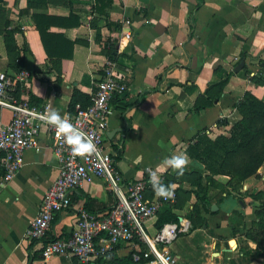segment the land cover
Returning <instances> with one entry per match:
<instances>
[{
    "label": "crops",
    "instance_id": "0c3cea01",
    "mask_svg": "<svg viewBox=\"0 0 264 264\" xmlns=\"http://www.w3.org/2000/svg\"><path fill=\"white\" fill-rule=\"evenodd\" d=\"M34 15L77 19V25L48 26V32L72 47L59 57L47 56ZM107 61L114 63L128 90L111 99L105 150L124 182L142 177L145 167L167 176L165 158L185 150L202 132L229 128L246 92L264 100V0H0V70L26 74L18 91H8L0 103L4 121L30 94L32 105L72 116L73 91L90 96ZM39 144L38 151L24 152V165L12 180L3 181L0 166V264H136L128 258L135 243L118 244L87 263L62 255L41 258L44 242L26 239L25 232L58 172L42 124ZM263 184L264 163L243 182V189L260 190ZM154 194L153 188L146 192L149 198ZM223 195L207 205V212L202 209L215 234L211 253L219 257L213 246L220 243L223 251L233 238L225 229L227 219L238 216L236 211L245 215L253 202L246 194L243 199ZM188 201L193 202L192 196ZM114 202L105 182L94 178L72 192L70 207L55 215L46 239L69 234L78 208L101 216ZM213 204L216 210H211ZM170 208L182 217L181 209ZM157 216L145 222L146 230L156 231Z\"/></svg>",
    "mask_w": 264,
    "mask_h": 264
},
{
    "label": "built area",
    "instance_id": "2783aa9c",
    "mask_svg": "<svg viewBox=\"0 0 264 264\" xmlns=\"http://www.w3.org/2000/svg\"><path fill=\"white\" fill-rule=\"evenodd\" d=\"M129 24V20L125 21ZM26 74L20 72L11 82L4 71H0V103L14 90L17 81ZM128 86L116 72L114 63L107 61L103 75L90 92L87 106L77 104L75 112L69 116L72 123L92 134L97 151L91 156H74L66 144L63 134L58 135L52 126L46 127L51 140V148L58 160V172L45 190L37 212L29 222L25 238L30 241H43L40 256L48 259L62 255L69 259L87 263L96 256H104L121 243L133 244L130 258L133 263L177 264L178 257L170 252V245L189 228V222L179 217L177 222L164 223L150 237L145 222L154 218L163 209L175 203L155 194L149 198L146 192L152 188L145 167L144 175L124 182L115 167L112 155L105 150L104 135L110 112V102L114 96L122 95ZM49 110L48 106L38 107L28 100L16 105L12 117L4 121L0 117V166L2 179L8 182L22 169L24 152L38 151L39 126L42 121L38 113ZM165 183V172H158ZM94 178L105 182L108 190L115 195V202L104 214H93L80 207L77 210L72 230L65 237L46 239L50 226L57 213L71 205V194ZM146 248H141V245Z\"/></svg>",
    "mask_w": 264,
    "mask_h": 264
},
{
    "label": "rangeland",
    "instance_id": "374dc122",
    "mask_svg": "<svg viewBox=\"0 0 264 264\" xmlns=\"http://www.w3.org/2000/svg\"><path fill=\"white\" fill-rule=\"evenodd\" d=\"M4 72L10 81L13 82L15 78L13 72L11 70ZM20 81L16 82L14 90L11 91L12 94L18 91V86H20L18 82ZM236 115L235 120L239 118L237 111ZM228 131L229 128L217 127L205 131L202 135H206L210 141H214L219 135H227ZM204 146H208L207 142L206 144H201V147ZM190 152L191 150L187 149V145L185 150H180L179 152L187 153L193 161L186 169L185 175L178 176L170 169V172L165 176V182L168 179L169 184L177 186L175 190L177 191V200L174 203V207L181 209L180 216L189 222L188 230L170 245L172 254H180L177 264H264V232L260 227H257V222L264 220V186L260 190L254 187L245 190L243 189V184L240 185L237 178L227 175H216L213 181L210 182L206 177L208 171L204 164ZM201 153H203V150ZM192 190H197L199 195L205 196L204 204L206 206L200 207V201L196 199L194 194H189ZM224 193L240 199H243V194H246L253 199V202L252 205L246 207L247 212L245 215H239L236 211L238 216L227 219V227L225 229L228 232L230 231L233 238H229L228 242L224 244L225 249L223 251L220 250V243H216L213 246V252H221L219 257V255L211 253L209 243L211 238L215 237V234L213 229H211L212 226L208 225L203 217L202 209L204 210L203 212H207V205L210 202H219ZM190 196L193 198L192 203L188 201ZM230 222L234 223L233 227L229 226ZM204 226L207 228H204ZM154 232V230H147L150 237L154 235ZM231 240L235 241L231 242L234 248L229 245ZM141 248H146V246L143 244Z\"/></svg>",
    "mask_w": 264,
    "mask_h": 264
},
{
    "label": "trees",
    "instance_id": "16d2710c",
    "mask_svg": "<svg viewBox=\"0 0 264 264\" xmlns=\"http://www.w3.org/2000/svg\"><path fill=\"white\" fill-rule=\"evenodd\" d=\"M47 19L44 15H34L36 28L47 56L59 57L63 49L72 47V43L61 35L48 32V26L52 22L63 26H72L77 25L78 20L70 21L69 17ZM55 41L56 46L52 44ZM6 47L11 48L8 44H6ZM15 64L17 66L15 69H18L20 65L18 66L17 62ZM29 98L30 104H33L32 94ZM89 103V95H83L74 90L68 108L70 111L75 112L77 104L85 107ZM235 109L239 114V118L232 122L227 135H219L214 141H210L206 135H202L204 133L202 132L187 145V149L191 150L190 153L194 154V157L204 164L208 171L206 177L210 182L213 181L216 175H227L237 178L239 184L242 185L264 163V100L246 92L236 104ZM205 140L208 146L201 147L202 143L206 144ZM202 150L203 153H201ZM168 181L167 179L164 184H169ZM190 192L200 201V207L206 206L204 204L205 196L199 195L197 190ZM178 218L179 216L172 212L170 206L166 207L158 213L156 229H159L166 222H177ZM257 227H260L264 232V220L258 221ZM128 258L131 261L130 255Z\"/></svg>",
    "mask_w": 264,
    "mask_h": 264
},
{
    "label": "clouds",
    "instance_id": "9594fccd",
    "mask_svg": "<svg viewBox=\"0 0 264 264\" xmlns=\"http://www.w3.org/2000/svg\"><path fill=\"white\" fill-rule=\"evenodd\" d=\"M44 127L52 126L58 135L63 134L66 144L70 147L74 156L85 158L97 151L92 134L85 132L72 123L67 114L61 115L58 110H45L37 114ZM193 163L187 153L172 154L165 158L163 164L172 169L178 176L185 175L186 169ZM159 168L147 169L149 183L157 197L165 200L173 199L175 196V184H164L158 172Z\"/></svg>",
    "mask_w": 264,
    "mask_h": 264
},
{
    "label": "water",
    "instance_id": "95a60500",
    "mask_svg": "<svg viewBox=\"0 0 264 264\" xmlns=\"http://www.w3.org/2000/svg\"><path fill=\"white\" fill-rule=\"evenodd\" d=\"M243 65V62H240L239 65L237 66V68H235V71L238 70L239 68H241ZM217 209V206L215 204H213L211 206V210H216Z\"/></svg>",
    "mask_w": 264,
    "mask_h": 264
}]
</instances>
